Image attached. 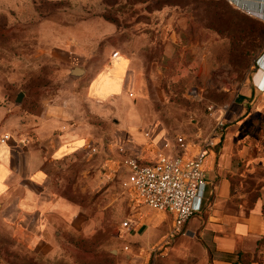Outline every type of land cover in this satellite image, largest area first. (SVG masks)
Wrapping results in <instances>:
<instances>
[{
    "label": "rangeland",
    "instance_id": "obj_1",
    "mask_svg": "<svg viewBox=\"0 0 264 264\" xmlns=\"http://www.w3.org/2000/svg\"><path fill=\"white\" fill-rule=\"evenodd\" d=\"M243 1L0 0L1 115L18 113L32 122L55 103L81 110L96 147L61 162L53 173L55 197L79 208L61 228L59 252L37 253L20 230L0 229V264L116 263V234L128 219L130 200L123 175H109L107 162L116 165L129 155L120 144L123 122L133 119L171 136H205L214 125L209 105H229L252 79L258 84L264 19ZM85 46L92 49L88 55L80 51ZM105 46L144 67L139 91L121 98L114 115L103 120L84 100L88 74L75 78L71 70H99ZM20 93L25 97L16 105ZM225 118V140L239 150L249 147L245 165L253 163L252 179L240 185L250 193L249 208L264 185V165L256 163L264 162V111L239 106Z\"/></svg>",
    "mask_w": 264,
    "mask_h": 264
},
{
    "label": "crops",
    "instance_id": "obj_2",
    "mask_svg": "<svg viewBox=\"0 0 264 264\" xmlns=\"http://www.w3.org/2000/svg\"><path fill=\"white\" fill-rule=\"evenodd\" d=\"M242 3L264 19V0ZM80 51L88 55L92 49L85 46ZM115 52L105 46L101 68L92 73L84 70L89 76L84 100L103 120L114 115L121 98L128 99L139 91L143 79L142 62L120 53L113 58ZM259 64L263 72L260 81L257 84L252 79L239 94L231 96L232 110L241 106L243 112L248 108L264 111V57ZM7 113H0V229L27 235L37 253L57 254L61 228L70 225L79 208L55 197L53 173L61 162L96 148L88 136L91 126L81 110L68 111L66 105L56 103L32 122L18 113ZM123 127L120 144L129 155L116 165L107 162L108 174H122L123 181L125 159L136 158L140 164L151 166L162 155L182 153L176 136L184 135L189 141L203 137L201 133L195 137L171 136L165 129L139 127L133 119L124 120ZM117 128L119 134L121 127ZM225 137L210 157L208 179L201 189L202 201L196 204V214L172 241L167 242V237L173 217L138 205L127 192L130 214L125 221H132L134 226L125 229L124 221L118 229L115 264H242L243 256L251 264H264V185L258 190L261 196L248 208L246 198L250 193H242L240 185L252 179L249 168L253 163L245 165L249 147L242 145L239 150ZM245 168L247 173H243ZM158 247L160 251L153 254Z\"/></svg>",
    "mask_w": 264,
    "mask_h": 264
},
{
    "label": "built area",
    "instance_id": "obj_3",
    "mask_svg": "<svg viewBox=\"0 0 264 264\" xmlns=\"http://www.w3.org/2000/svg\"><path fill=\"white\" fill-rule=\"evenodd\" d=\"M118 56L117 52L113 54V58ZM207 110L214 121L210 133L190 141L184 135L176 136L182 153L162 155L151 166L140 164L136 158L125 159L123 163L126 170L123 186L133 201L173 217L167 242L181 235L187 222L196 214V204L202 201L201 189L208 179L210 157L227 132L225 114L230 105H209ZM192 146L196 149L191 150ZM92 151L96 152V149L93 147ZM122 226L130 229L134 225L132 221H125ZM160 247L153 254L159 252Z\"/></svg>",
    "mask_w": 264,
    "mask_h": 264
},
{
    "label": "water",
    "instance_id": "obj_4",
    "mask_svg": "<svg viewBox=\"0 0 264 264\" xmlns=\"http://www.w3.org/2000/svg\"><path fill=\"white\" fill-rule=\"evenodd\" d=\"M84 73L85 71L78 67H75L71 70V74L73 75V77H80L81 75H84ZM24 97H25L24 93H20L16 98V101H15L16 105L21 104Z\"/></svg>",
    "mask_w": 264,
    "mask_h": 264
},
{
    "label": "trees",
    "instance_id": "obj_5",
    "mask_svg": "<svg viewBox=\"0 0 264 264\" xmlns=\"http://www.w3.org/2000/svg\"><path fill=\"white\" fill-rule=\"evenodd\" d=\"M263 242H264V239L261 243H263ZM241 259H242V264H251V262L249 261V258L247 256H243V257H241Z\"/></svg>",
    "mask_w": 264,
    "mask_h": 264
}]
</instances>
